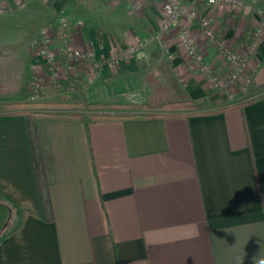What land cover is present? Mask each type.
<instances>
[{
	"label": "crops",
	"instance_id": "0c3cea01",
	"mask_svg": "<svg viewBox=\"0 0 264 264\" xmlns=\"http://www.w3.org/2000/svg\"><path fill=\"white\" fill-rule=\"evenodd\" d=\"M246 1L240 12L205 2L198 9L238 48L249 44L264 15V0ZM31 2L0 14V104L35 99L31 66L41 27L52 22L59 30V11L85 21L69 26L70 39L103 56L153 34L164 16L152 0L143 16L131 14L127 2ZM192 30L214 72L223 71L198 22ZM177 34L168 35L173 60L152 46L145 58L104 66L93 86H86L89 65L61 79L59 88L46 83L50 72L40 65L39 102L158 107L186 98L197 108L89 122L0 114V264H264V41L245 70L248 92L231 96L200 73ZM31 123L46 164L51 221L37 182Z\"/></svg>",
	"mask_w": 264,
	"mask_h": 264
},
{
	"label": "rangeland",
	"instance_id": "374dc122",
	"mask_svg": "<svg viewBox=\"0 0 264 264\" xmlns=\"http://www.w3.org/2000/svg\"><path fill=\"white\" fill-rule=\"evenodd\" d=\"M4 1V2H3ZM29 1H32L31 3H36V2H40V3H44V5L47 4V2L49 0H14V6H12L10 3H7L6 0H0V14H3V13H6V12H12V11H15L17 9H24L26 7V2H29ZM47 1V2H46ZM100 2L102 3H105V4H114L115 6H121L123 4H125V2H127L129 4V12H131V14H133L134 16H143L146 14V7H145V3L146 0H99ZM244 3L243 5L241 6V8H238L236 6H233V5H224V4H221L219 5L220 7H229L231 9V11L233 12H240L241 10H243L246 6V3L247 1L246 0H242ZM3 2V3H2ZM153 3H157L159 4L160 6H163V11H164V16H163V19H162V22L165 21L166 19V12H167V0H152ZM201 2H205L206 3V0H178V5L179 7H193V9H196L197 12H201V15H204V16H208L210 17L207 13H203L200 9H198V4H201ZM207 4V3H206ZM208 5V4H207ZM134 6H137L138 10H135L134 9ZM211 6V5H210ZM209 6V7H210ZM213 7V6H211ZM64 11V10H63ZM58 15V22L60 24V32H58L59 30L57 28H55L56 26L52 23V22H49L47 25H45L44 27H41V32H40V39L38 40V48L35 52V62L32 63V79L33 80V94H37V97L33 100L34 102H39V100H41V90L43 88V80L41 79L42 78V74H43V66H40V65H43L45 64L46 68H48L49 72H50V76L48 77L49 80H46V83L49 84V83H54V85L56 84L57 87L59 88V86L62 84L61 83V79H63L64 77H69L70 75L76 73L78 71V68L79 66L81 65H89L88 66V74H89V78H88V84H86V86H93L95 84V82L98 80V76L101 75L102 73V70L104 68V66H118L120 64L117 63V59L116 60H113L111 57H110V54L107 55V56H103V55H100L97 53V51L95 50V48L91 45H78L75 43L74 40H71V36H70V25L71 24H77L78 26H83L80 22H84L85 21L83 19H74L70 14H67L66 12H61L59 11L57 13ZM73 18V20H72ZM210 20L212 21L213 18L210 17ZM161 22V27L156 31L154 32L153 34H156L158 31H160V29L162 28V23ZM261 22V23H260ZM264 22V15H260L259 18H257V22L255 24V27H254V30H257V28H259L261 26V24ZM212 24L213 26L215 27L214 25V22L212 21ZM62 29V30H61ZM177 29L178 33L177 35H179V40H180V45H181V48L184 49L185 51V54L189 57V58H192V60H194L193 57H191L186 49L184 48V45H183V42H182V38H181V33L183 31L182 28H179V27H175V28H171L169 32L167 33H164L162 36L163 38H165V44H162L163 42H160V41H157V40H150V35H147L146 38H137L136 40H134L131 44H129L128 46L126 47H116L112 50L111 53L113 52H118V53H122V52H125L126 49L130 48L131 46H134L139 44L141 41H144L146 42V47L143 48V54L142 56H133V57H130V58H127L125 59L123 62H127V61H130L132 59H140V58H145L146 56V53H147V50H149L148 48L152 47V46H155L156 48H154L155 50H158L159 52H161L162 56L164 58H167L168 61L170 60H173L175 58V51L172 49V43H171V40L169 38V34H171V32L173 30ZM189 29H191V31L193 32L192 30V26H189ZM215 29L217 30L216 34H218V36L221 38L220 39V42L223 46V44L226 46V48H223V49H216L218 55H219V59H221V61L224 63L225 67L223 69V71H221L220 73H215L218 75V77L220 76H223V77H227L228 76V71H227V63H226V60L229 61L226 57L227 55L230 53V52H233L234 53H237L238 54V51L240 52L243 48H246L247 46H250V43H252V40H253V36H252V40L249 42V44H245V45H242V46H239L238 48L236 46H232V44L226 39L224 38L223 36H221L220 34V31L218 30V28L215 27ZM200 34H201V30H200ZM60 36L57 37V36ZM194 36H196L193 32ZM253 35H254V32H253ZM46 36H48V43H46L47 41H45L46 39ZM203 36V35H202ZM204 37V36H203ZM205 38V37H204ZM18 39V38H17ZM23 38H21L22 40ZM196 41H197V47H199L200 50L203 51L202 47H200V42L197 38V36L195 37ZM262 39V38H261ZM56 40H58L59 42H57ZM206 42L209 44V42L207 41V39L205 38ZM264 41V36H263V39L261 41V43ZM57 42V44H56ZM47 45V46H46ZM56 45H58V47L61 49V53H59V51L57 52V47ZM210 45V44H209ZM261 45V44H259ZM211 46V45H210ZM45 47H48L49 50L55 55V59L52 60V62H50L48 59H47V55L46 54H43V49ZM73 48V49H78V50H82L83 52H95L96 53V58L95 59H88V60H75L71 57L68 56V54L66 53L67 52V49L68 48ZM260 47V46H259ZM259 47L256 51L259 50ZM229 51V52H227ZM59 54H62V57L59 56ZM203 54L204 51H203ZM225 56V59L223 60L222 57ZM251 57V56H250ZM42 61V62H39V61ZM206 55H205V58H203V61H205L208 65H211L210 63H208L206 60ZM194 62L199 66V69H200V73H201V67L199 65V63L196 62V60H194ZM230 62V61H229ZM212 66V65H211ZM174 69V74H176L177 78L180 76L181 77V74L179 73L180 70L179 68L176 66L173 68ZM203 74V73H202ZM204 75V74H203ZM205 76V75H204ZM214 76V75H213ZM179 77V78H180ZM206 77V76H205ZM208 79H210L208 77ZM212 83V82H211ZM213 84V83H212ZM235 84V83H234ZM234 84L232 86H234ZM236 86H239V90H241V92L243 93H247L248 90H249V80H248V83L246 85V90H242L240 88L241 84L237 83L235 84ZM214 88L218 91V92H222L224 94H227V95H232V93L237 90L238 88H228L230 90V92L228 90H220L219 87H216L215 85H213ZM234 90V91H233ZM81 100V99H79ZM50 103H53V102H50ZM112 103V102H111ZM109 103V104H111ZM132 103H139V104H147V103H140V102H132ZM63 107H56V108H48L49 110H59V109H62V110H65L67 112H71V113H82L83 115L89 117V115L91 114H96L99 112L100 113H109V112H113V113H131V112H136L137 109H130V108H123L121 107L123 104H126V103H122V105L120 107H113L112 109L111 108H102V107H96L95 105L98 104V103H85V101H73L72 102H62L61 103ZM81 104L84 106V107H80ZM108 104V103H106ZM112 104H115V103H112ZM120 104V103H118ZM149 105V104H148ZM140 109V108H139ZM187 109H190V108H187ZM187 109H183V110H187ZM176 111H182V110H176ZM175 111V112H176Z\"/></svg>",
	"mask_w": 264,
	"mask_h": 264
},
{
	"label": "built area",
	"instance_id": "2783aa9c",
	"mask_svg": "<svg viewBox=\"0 0 264 264\" xmlns=\"http://www.w3.org/2000/svg\"><path fill=\"white\" fill-rule=\"evenodd\" d=\"M167 12H166V19L164 22H162V28L160 31H158L156 34L150 35V40H157L160 42H163L162 44H165V38H163V34L170 31L171 28L179 27L182 28L183 31L180 34L182 38V42L184 45V48L186 49L187 53L196 60L197 63H199L201 67V73H203L207 78L209 77L212 81V85H215L216 87H219L220 90H228L230 92V88H238L239 86H236L235 84L239 83L241 84L240 88L244 91L246 90V85L248 83V80L245 76V70H247L248 64L251 60V57L254 53H256L258 47L261 44V41L264 36V22L261 24L257 30H254L253 40L252 43H250V46H247L246 48H243L240 52L237 53L230 52L227 55L226 63L228 64L227 71L228 76L225 78L223 76L218 77L216 72H214V69L211 65H208L205 61H203V58H205V54H203V51L197 47V41L195 39L196 36L192 35L193 32L191 29H189V26H193V24L198 22L199 29L201 30V34L207 39L209 44L212 47H215L218 49L226 48V46L221 44L220 37L218 34H216L217 30L212 24V21L210 20V17L201 15V12H197L196 9H193V7H179L178 0H167ZM206 3L210 6H219L221 4L224 5H233L238 8H241L243 5L242 0H206ZM135 10H138L137 6H134ZM83 24L82 22H80ZM261 23V22H260ZM262 38V39H261ZM45 41L48 43V36H46ZM47 46V45H46ZM146 47V42L141 41L139 44L134 46H131L130 48L126 49L125 52L118 53L113 52L110 57L113 60H116L117 63L123 62L125 59L133 57L135 55L142 56L143 54V48ZM43 54L47 55V59L52 62L53 59H55V55L49 50L48 47H45L43 49ZM229 52V51H227ZM69 57L75 59V60H88V59H95L96 53L95 52H83L82 50H76L73 48H68L67 52ZM222 59H225V56L222 57ZM214 75V76H213ZM235 83V84H234ZM234 84V86H232ZM229 88V89H228ZM34 97H37V94L34 95Z\"/></svg>",
	"mask_w": 264,
	"mask_h": 264
},
{
	"label": "trees",
	"instance_id": "16d2710c",
	"mask_svg": "<svg viewBox=\"0 0 264 264\" xmlns=\"http://www.w3.org/2000/svg\"><path fill=\"white\" fill-rule=\"evenodd\" d=\"M253 99L247 100L244 103L251 102ZM122 104H96V107H103L105 109L113 108V107H120ZM197 105L191 99H184L180 101H171L168 103H162V105L158 107H152L148 104H139V103H126L123 104L121 107L130 108V109H137L136 112L131 113H96L91 114L89 117L83 116L82 113H71V112H59L55 110H49L48 108H56L61 107V104L50 103V102H34L32 100L25 101V102H11V103H1L0 104V114L3 113H13V114H25L28 117L38 116V117H61V118H79L89 122L88 120H95V119H152L158 117H165L168 115L173 114L176 110H183L187 108H197ZM80 107H84L82 104ZM44 108L46 110H42ZM140 108V109H139ZM89 118V119H88ZM30 133L32 139V152L33 158L35 163V169L37 172V178L41 190L42 200L45 207V214L46 220L51 221L53 218L52 213V205H51V198L49 192V181L47 172H46V164L43 158L42 149L39 143V138L35 131L34 125L31 123L30 125Z\"/></svg>",
	"mask_w": 264,
	"mask_h": 264
}]
</instances>
